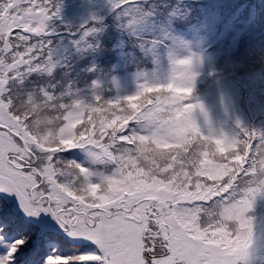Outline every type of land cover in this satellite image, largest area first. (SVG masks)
<instances>
[{
    "label": "snow or ice",
    "instance_id": "obj_1",
    "mask_svg": "<svg viewBox=\"0 0 264 264\" xmlns=\"http://www.w3.org/2000/svg\"><path fill=\"white\" fill-rule=\"evenodd\" d=\"M109 3L123 13L136 0ZM59 14L58 0H0V264H242L255 236L249 212L264 194V133L241 127L228 137L236 150L221 161L222 176L190 173L149 199L129 174L125 146L139 139L130 125L157 118L156 97L173 99L169 84L191 91L195 61L174 60L165 81H145L130 95L58 104L47 90L25 84L55 67L50 22ZM125 20L135 23L131 12ZM98 31L93 17L70 34L91 47L86 41ZM44 113L60 130L51 143L33 132ZM75 148L90 149L114 170L94 179L88 168L59 158Z\"/></svg>",
    "mask_w": 264,
    "mask_h": 264
},
{
    "label": "trees",
    "instance_id": "obj_2",
    "mask_svg": "<svg viewBox=\"0 0 264 264\" xmlns=\"http://www.w3.org/2000/svg\"><path fill=\"white\" fill-rule=\"evenodd\" d=\"M75 1L79 2L60 0L59 18L51 21L53 71L63 66L67 73L61 75L62 81L56 85L58 91L50 81L40 87L54 95L58 104L71 106L77 100L94 104L96 96L106 101L130 95L140 83L165 81L174 60L191 57L195 61L193 95L169 84L165 92L170 91L173 99L160 102V97H156L158 118L130 125L136 128L139 139L125 148L129 152L138 145L144 149L137 161L132 157L130 161L134 171L129 174L137 185L140 171L157 188L162 178L173 177L174 185H182L190 173L214 179L210 174L214 170L222 176L221 161L236 150L228 137L238 136L241 127L258 133L263 131L264 106L262 109L250 107L253 86L249 75L253 69L264 72V62L249 58H243L241 65L236 62L240 59L238 48L245 33L264 22V0H136L125 11L136 16L142 8L154 16L152 32L146 38L163 45L170 68L162 67L156 59L149 60L141 47L144 36L126 22L122 23L116 12L108 15V8L112 7L109 0H105L108 6L103 8L100 4L93 16L81 13L80 17L75 16L76 10L66 11V4ZM93 17L104 32L96 34L97 37L93 33L86 41L91 47L76 53L73 44H78L70 33H79L81 26L91 23ZM235 24L238 26L233 29ZM107 71L113 87L104 91L108 83L102 86L104 82L99 77H104ZM261 81L263 84L264 73ZM196 103L203 105V113L201 108H194ZM190 108L192 111L188 113ZM58 155L64 161L88 168L94 173V179L114 170L110 161L96 158L90 149L75 148ZM249 215L254 222L256 240L264 222V194H257Z\"/></svg>",
    "mask_w": 264,
    "mask_h": 264
},
{
    "label": "rangeland",
    "instance_id": "obj_3",
    "mask_svg": "<svg viewBox=\"0 0 264 264\" xmlns=\"http://www.w3.org/2000/svg\"><path fill=\"white\" fill-rule=\"evenodd\" d=\"M79 2L73 3L72 5L76 6L75 10V16L80 17V14L83 15L90 14L93 16V13H95L96 8L101 4L103 8H106L107 1L105 0H77ZM80 1H82L80 3ZM60 3V0H58ZM113 11L112 7L108 8V15L111 14ZM129 12H126L124 10L123 13H117V18L122 22H126L125 17L127 16ZM135 19V23L131 25L133 29L140 35L144 36L143 42H142V49L143 52H145L146 57L149 60L156 59L162 67L170 68L169 62H168V55L163 47V45L153 41V40H147V35H150L152 32V21L154 16L151 13H146L145 9H139V12L136 16H133ZM239 24V23H238ZM238 24H235L233 26V29L237 28ZM54 27V26H53ZM52 27V22H50V29ZM104 29L103 26H99V31L95 32V36L98 33H103ZM54 33V32H53ZM98 43V42H96ZM73 44V43H72ZM94 47V45H92ZM86 46L84 44L79 47L78 45L73 44V50L77 53L81 49H85ZM238 51L240 52V59L237 60L236 63L239 65L242 64L243 58H249L253 60H261V62H264V22H259V24L256 27H251L248 29V31L245 33L244 37L242 38ZM67 71L65 67H59L55 71H53L51 74L46 73H37L33 74L29 80L26 82L25 87L29 90H38L42 85H44L47 81H50L51 83H54L55 90H57V84L60 83L61 75H66ZM263 70L261 69H253V71L249 75V83L253 86L252 93L250 94V102H251V108L255 107L257 109H262L264 106V83L262 84L261 80L263 78ZM100 80H102L104 83H108L105 88H103L104 91L111 90L113 86L112 81L109 76V71L104 73V77H99ZM101 86V87H102ZM70 93V92H69ZM71 94V93H70ZM70 97H76L70 95ZM169 102V100H167ZM156 112L158 109H154ZM253 110V109H252ZM158 118V116H157ZM156 118V119H157ZM156 119L152 120L155 121ZM261 133H264L261 130ZM138 153L136 149H131L130 155L132 158H134L136 161L138 159ZM165 157V156H164ZM162 158L161 160H164L165 158ZM150 158V157H149ZM141 169H144L143 167H140ZM138 186L148 193L149 199H156L158 196L164 193H168L172 190L174 186V178H162L163 181L161 182V186L159 188L156 187V185L148 179V176L144 175L142 171L140 173L138 172ZM146 180V181H145ZM261 234L260 236L254 240L253 245L251 249L249 250V255L246 259V261L242 262V264H262L264 260V222L263 226L261 227Z\"/></svg>",
    "mask_w": 264,
    "mask_h": 264
},
{
    "label": "clouds",
    "instance_id": "obj_4",
    "mask_svg": "<svg viewBox=\"0 0 264 264\" xmlns=\"http://www.w3.org/2000/svg\"><path fill=\"white\" fill-rule=\"evenodd\" d=\"M172 69H170V72ZM183 72H180L179 79L182 80ZM196 79V78H195ZM175 89H183L182 84H177ZM194 88L189 91V95H193ZM203 109V105L200 104ZM45 107H47L45 105ZM195 108V107H194ZM194 122V121H193ZM57 121L54 115H50L47 113L38 114L36 119L33 121V132L34 134L39 137L43 141H47L51 143L52 141L56 140L60 136V130L56 127ZM136 151L140 154L143 153L144 149L142 146L138 145Z\"/></svg>",
    "mask_w": 264,
    "mask_h": 264
},
{
    "label": "water",
    "instance_id": "obj_5",
    "mask_svg": "<svg viewBox=\"0 0 264 264\" xmlns=\"http://www.w3.org/2000/svg\"><path fill=\"white\" fill-rule=\"evenodd\" d=\"M75 10V6L72 4H66V11L67 12H73Z\"/></svg>",
    "mask_w": 264,
    "mask_h": 264
}]
</instances>
